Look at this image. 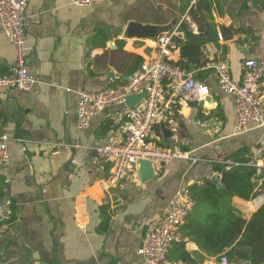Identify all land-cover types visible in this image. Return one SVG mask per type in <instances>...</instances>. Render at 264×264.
<instances>
[{"label":"crops","instance_id":"1","mask_svg":"<svg viewBox=\"0 0 264 264\" xmlns=\"http://www.w3.org/2000/svg\"><path fill=\"white\" fill-rule=\"evenodd\" d=\"M198 1L106 0L77 6L69 0H28V68L38 82L32 91L0 94V130L11 137L8 165L0 160V203H12L10 228L0 237V264H149L138 253L148 223L163 214L179 188L187 187L192 196L191 186L212 181L219 174L214 163L242 164L231 157L243 147L251 150L248 164L257 167L254 180L263 191L250 200L233 197L232 205L250 219L264 204V159L253 163L264 131L250 126L237 132L233 95L222 91L215 73L206 69L209 62L224 60L234 81L241 82L244 60L253 57L264 64V0H210L212 16L204 13L216 25L218 42L183 57L180 44L188 38L181 25L204 36L190 15ZM177 18L170 32L179 44L170 62L188 65L210 94L202 107L194 106L166 81L161 116L149 141L187 152L189 159L155 163L156 175L147 182L139 180L136 167L104 190L100 184L112 163L92 148L122 141L128 106L110 107L80 129L78 92L125 82L138 57L150 60L156 41L125 36L130 21L168 24ZM219 23L232 31L230 39L221 37ZM14 64L15 48L0 24V75L10 74ZM193 201L179 228L192 262L176 258V243L171 257L221 264L223 253L207 251L195 240L202 209Z\"/></svg>","mask_w":264,"mask_h":264},{"label":"built area","instance_id":"2","mask_svg":"<svg viewBox=\"0 0 264 264\" xmlns=\"http://www.w3.org/2000/svg\"><path fill=\"white\" fill-rule=\"evenodd\" d=\"M106 0H69L77 6H94ZM28 0H0V24L15 48V64L8 75H0V94L12 89L32 91L37 79L28 68L26 8ZM175 32L163 33L155 42V49L149 61L134 73L129 80L119 82L100 90L78 92V127L87 129L92 119L106 109L125 105L130 95L146 93L135 108H129L120 125L123 139L103 146L93 147L97 157L112 163L111 173L101 182L102 189H108L126 178L138 167L140 159L155 163H170L174 159H189V154L176 148L168 150L153 145L150 133L161 116L160 102L165 82L174 92L187 101H203L210 94L207 85L195 78L194 72L174 66L170 57L178 47ZM206 69H213L222 91L233 95L237 116V132L246 131L250 126L264 131V64L256 58L243 63L241 82L234 81L229 65L224 60L209 62ZM10 135L0 130V160L9 163ZM20 141H24L21 139ZM253 163L264 159V137L254 150ZM221 179L222 174H218ZM193 198L187 187L179 188L163 214L146 226L138 253L149 264H191L170 258L173 244L181 241L180 226L186 221L193 207ZM12 215L10 200L0 203V237L10 228ZM221 264H230L226 255H221Z\"/></svg>","mask_w":264,"mask_h":264},{"label":"trees","instance_id":"3","mask_svg":"<svg viewBox=\"0 0 264 264\" xmlns=\"http://www.w3.org/2000/svg\"><path fill=\"white\" fill-rule=\"evenodd\" d=\"M211 8L210 0H200L190 9V15L198 22L204 36L194 35L188 29V25L183 23L180 29L188 38L180 44L183 57L192 56L195 50H200L202 45L210 41L218 42L216 25L208 21L204 13L211 15ZM199 15L205 23L206 30ZM143 64V58L138 57L129 66V74L133 75L139 71ZM179 65V68H188V65L183 63ZM250 154L251 150L243 147L231 157L234 162L242 164L214 163V170L222 174L221 181L225 188L218 186L210 179L205 180L203 185L191 186L190 190L196 201V207L202 209V218L195 223L197 228L193 234L203 248L225 254L230 263L264 264V204L252 214L250 219L244 218L242 213L232 205L233 197L250 200L263 191L262 188L257 187L254 180L258 171L257 167L248 164ZM174 250L177 253L176 258L192 262L185 250L184 242L176 243ZM170 258H173L171 254Z\"/></svg>","mask_w":264,"mask_h":264},{"label":"water","instance_id":"4","mask_svg":"<svg viewBox=\"0 0 264 264\" xmlns=\"http://www.w3.org/2000/svg\"><path fill=\"white\" fill-rule=\"evenodd\" d=\"M178 18L173 20L172 22L168 24H158V23H150V22H138L136 20H132L128 23L125 36L131 38V37H137V38H143V39H149L156 41L158 39V36L163 33H169L173 30V27L177 23ZM219 31L220 35L224 40L230 39V34L232 31L227 28L224 24L219 23ZM212 72L213 69H211ZM129 78H127L128 80ZM146 93H140V94H134L130 95L126 99V105L129 108H135L139 102L145 97ZM194 106H203V101H194ZM163 132L165 134H169V130L165 128L164 125ZM156 175V167L153 161L148 159H140L138 161V178L141 182H147L151 180ZM212 181L217 183L219 186L225 188L224 183L219 180L218 175H214L212 177Z\"/></svg>","mask_w":264,"mask_h":264}]
</instances>
